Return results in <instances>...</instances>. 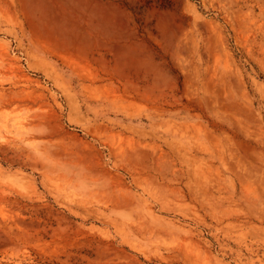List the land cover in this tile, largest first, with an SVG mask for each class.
I'll use <instances>...</instances> for the list:
<instances>
[{
    "label": "rangeland",
    "instance_id": "rangeland-1",
    "mask_svg": "<svg viewBox=\"0 0 264 264\" xmlns=\"http://www.w3.org/2000/svg\"><path fill=\"white\" fill-rule=\"evenodd\" d=\"M0 264H264V0H0Z\"/></svg>",
    "mask_w": 264,
    "mask_h": 264
},
{
    "label": "trees",
    "instance_id": "trees-1",
    "mask_svg": "<svg viewBox=\"0 0 264 264\" xmlns=\"http://www.w3.org/2000/svg\"><path fill=\"white\" fill-rule=\"evenodd\" d=\"M193 1H196L197 2V0H193Z\"/></svg>",
    "mask_w": 264,
    "mask_h": 264
}]
</instances>
